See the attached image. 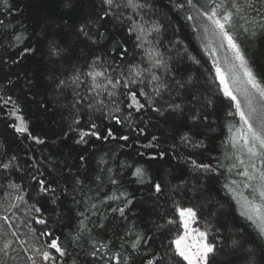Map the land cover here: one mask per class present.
<instances>
[{
	"label": "trees",
	"instance_id": "1",
	"mask_svg": "<svg viewBox=\"0 0 264 264\" xmlns=\"http://www.w3.org/2000/svg\"><path fill=\"white\" fill-rule=\"evenodd\" d=\"M149 3L151 8L141 15L145 29L160 27L148 39L168 66L166 72L154 70L167 87L156 96L153 84L144 80L140 87L154 103L139 96L145 106L138 109L126 89L119 94L118 87L111 98L101 89L89 91L91 77H81L78 86L59 87L61 81L71 84V77L88 72L97 57L99 70L115 69L114 77L130 64L150 67L148 44L139 47L135 34L127 31L130 9H115V15L103 17L108 6L102 0H0V164L13 165L0 167V264H51L41 255L51 251L59 257L48 248V232L67 249L58 264H117L110 259L116 252L121 253L119 264H124L123 257L127 264L161 257L163 264H188L173 243L183 230L179 208H193L197 224L207 228L209 242L217 245L210 264H264V236L241 214L227 187L237 181L240 170L229 171L230 158L236 162L231 138L240 117L235 102L221 91L215 63L202 42L201 27L208 19L197 13L213 5L208 0H193L196 7L187 0ZM181 4L184 7L178 8ZM189 15L193 19H187ZM81 26L91 39L81 33ZM234 35L264 83V33L257 29L254 35ZM97 82L106 83L103 77ZM96 92L102 94L96 97ZM90 97L103 99V110H97L99 105L88 108ZM15 106L29 133L15 131L16 119L10 115ZM93 122L100 137L108 129L113 135L107 140L89 135L77 143L79 133ZM192 161L212 170L197 168ZM137 168L143 169V179L134 174ZM77 178L83 183L77 184ZM40 180L55 192H43ZM155 183L161 184V192L154 190ZM13 184L20 188L10 187ZM113 195L120 199H108ZM126 199L131 203L125 205ZM116 208H124V215L114 212ZM40 219L47 223L40 224ZM138 235L144 239L132 249ZM233 241L238 244L233 246ZM93 243L95 257L89 255Z\"/></svg>",
	"mask_w": 264,
	"mask_h": 264
},
{
	"label": "snow or ice",
	"instance_id": "2",
	"mask_svg": "<svg viewBox=\"0 0 264 264\" xmlns=\"http://www.w3.org/2000/svg\"><path fill=\"white\" fill-rule=\"evenodd\" d=\"M4 3L7 4L8 0H4ZM208 3L212 4L213 7H211L209 11H198L197 14L203 15L211 21L214 30H218L220 36L227 41L228 46L232 50L235 61L238 62L229 64L230 75L226 74L219 66H217L216 69L220 84L223 86L224 95L229 97L231 101L235 102V108L243 121V124L236 129L234 136L231 138L232 146L233 148H236L237 151L235 153L236 162L232 164L229 171L240 169L236 174L244 178L242 187L244 189H250L251 191L249 195H244L243 192L238 191L239 185L235 180H233L227 187L237 198V203H239L242 208L241 214L248 220L253 221L259 228L260 234L264 236V115L259 116V130L254 128L251 123L252 114L256 113V108L253 106L254 101H256L255 94H258L260 102L264 104V83H261V81L257 79L256 74L249 66L241 45L237 42L238 36L234 35L236 32L254 35L257 29L264 33V0H208ZM187 4L196 7V5L193 4V0H187ZM102 5L108 6L107 9L102 10L103 17L115 15V9L124 8L131 10L128 15L130 26L127 31L135 34V39L140 41V44L138 45L139 47L145 48V44H148V47L145 48V56H147L150 61V67L142 69L139 64H130L128 65L126 72H118L114 77L113 73L116 71L115 69H112V71H108L107 69L99 70L98 65L101 61L100 58L97 57L96 60L92 62L91 68L88 72L77 73L75 76L71 77V84L61 81L59 87H70L72 84L78 86L81 83V77L85 80L88 77H91L92 88L89 89V91L101 89L111 98L117 96L118 87L121 89L119 94H123V90L126 89L131 96L133 104H135L138 109H142L145 104L140 102L139 96H144L147 103H154V101L149 98L148 93L144 91L143 87H140V85H143L144 80H149V83L153 84V92L156 96L160 95L161 88L167 87L161 83L162 74L158 75L154 70L164 69L166 72L168 66L163 59V54L157 51L153 46V42L148 39L152 33H159L160 27L158 25H153L148 29H145L144 27L145 22L141 13L144 9L151 8L149 0H102ZM177 7L183 8L184 5H177ZM187 19L191 20L193 17L189 15ZM80 31L88 39H91V36L85 31L84 26H81ZM16 39L20 40L21 37L17 36ZM120 47L122 49L121 56H123L126 50H123L122 44ZM25 51H31V49H26ZM53 52L54 54H59L56 49H53ZM108 67L111 68V65ZM237 70L242 72L243 79L241 78V75L238 74ZM145 73H148V75L145 76ZM98 77H103L106 83H98ZM121 82L123 83L121 84ZM109 85H111V91H108ZM133 85H137L135 90H133ZM181 87H183V85H181ZM237 92L244 96V102L248 106L247 111L242 107L241 100L238 99V96L236 95ZM101 94V92H96V97H99ZM77 95H79V93H77ZM83 99L84 98L81 97L77 102H82ZM88 99L90 101L87 104L88 108H96L97 105H99L97 110H103L105 107V101L103 99L95 97H90ZM10 101L11 98L9 97L7 100H4V103L7 104ZM113 103L115 104L114 101ZM169 107L179 109L180 105H170ZM155 110L158 112L160 111L159 108ZM115 111H120L118 105H115ZM18 112V106H15L10 112V115L16 116L17 120L20 122L19 124L14 125L15 131L21 134L29 133L27 122L24 120L23 116L18 115ZM113 118L116 119L117 122L120 121L119 116H114ZM193 118L196 119V117ZM98 127L99 126L93 122L88 131H82L79 133L80 139L77 143L86 142L85 137L89 135L105 140L113 135L112 130L108 129L107 135L100 137ZM31 138L37 143H44L39 137L32 136ZM122 139L127 140L128 137L124 136ZM152 139L155 140L156 137H153ZM147 146L151 147L152 145L149 143ZM244 153L247 154L246 158ZM161 155H163V153H161ZM80 159L83 160V157ZM192 163L197 168H202L206 171L212 170L209 165L196 164L195 161H192ZM12 166V161L0 164V167L5 169ZM134 174L141 179L144 177V172L141 168H137ZM33 179H35V177H33ZM97 179H99V177H97ZM112 182L115 183V181ZM37 183L41 186L43 192H55L54 189L48 187L44 180L37 181ZM76 183L82 184L83 181L77 178ZM10 187L19 189L20 185L13 184L10 185ZM153 187L157 193L162 191V186L159 183H155ZM121 195L124 194L121 193ZM18 199H22V197H18ZM108 199L117 200L120 199V197L113 195L108 197ZM52 202L55 203V199H53ZM130 203L131 200H125V205ZM91 207L94 208L95 204H92ZM36 211H40V209H36ZM113 211H118L122 216L124 215V208H116L113 209ZM178 211L185 231L183 235L177 236L173 241L176 253L182 257L183 260L187 261L188 264H210L209 258L210 256L215 255L217 245L209 242V231L207 228L203 231L200 229H190V222H195L198 218L197 212L193 208H179ZM80 215L84 216L85 214L80 213ZM5 219H7V217H5ZM38 222L40 224L47 223L43 219H40ZM168 223L171 224L174 223V221L169 220ZM81 225L86 229L87 226L83 224V221H81ZM88 231H90V229H88ZM193 232H195L196 235H193ZM44 235L51 238L50 243L48 244L49 249L58 253L59 257H63L67 254V249L62 246L60 238L55 236L54 232L44 233ZM74 239L78 241L80 236L77 235ZM142 239L144 238L138 235L137 239L131 245L132 249H136ZM237 244V241H233V246H236ZM101 246L105 248L108 247L107 244ZM93 249L94 250L89 253V255L95 257L98 255L95 243H93ZM41 255L45 261H50L51 264H58L59 257L53 255L51 251H43ZM101 258L103 259V257ZM110 259L117 261V264H119L122 259L121 253H114ZM123 259L124 264H127L128 258L123 257ZM147 264H163V257L160 258V261H157L155 258L149 259Z\"/></svg>",
	"mask_w": 264,
	"mask_h": 264
},
{
	"label": "rangeland",
	"instance_id": "3",
	"mask_svg": "<svg viewBox=\"0 0 264 264\" xmlns=\"http://www.w3.org/2000/svg\"><path fill=\"white\" fill-rule=\"evenodd\" d=\"M201 32H202L201 34H202L203 45L205 46V48L207 49V51L211 55V57L215 63V68L217 69V66H219L226 74L230 75L229 64L233 63V62L234 63H238V62L235 61L232 50L228 46L227 41L224 40L220 36L218 30H214V27H213L211 21H209V20L207 21V25H204L203 27H201ZM237 71H238V74L241 75V78L243 79L242 72H240L239 70H237ZM216 76H217V80L219 82L221 91L223 92V86L220 84V80H219V76L217 75V72H216ZM236 95L238 96V99L241 100L242 107H244L245 111H247L248 106L244 102V96L239 92H237ZM255 95H256V101H254L253 106L256 108V113L252 114L251 123L253 124L254 128L259 130L260 129L259 116L264 115V104H262V102H260L258 94H255ZM18 115H20V114L18 113ZM14 117L16 119V125L19 124L20 122H19V120H17V117L16 116H14ZM242 124H243V121L240 118L238 125L232 131V137L234 136L236 129L239 128ZM236 151H237V149H236ZM244 156L246 158L247 154L244 153ZM231 161L232 160L230 158V167L232 166ZM237 178H238L237 183L239 185L238 190L243 189V191H245L249 195L251 190L250 189H244L242 187V182H243L244 178L243 177L240 178V176H238ZM190 229H200L201 231L204 230L201 227H199V225L197 224V220L195 222H190ZM184 231H185V229L183 227L181 235L184 234ZM192 234L196 235L195 232H193Z\"/></svg>",
	"mask_w": 264,
	"mask_h": 264
}]
</instances>
